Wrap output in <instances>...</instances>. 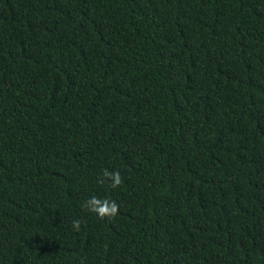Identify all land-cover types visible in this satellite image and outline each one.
<instances>
[{"label":"trees","instance_id":"obj_1","mask_svg":"<svg viewBox=\"0 0 264 264\" xmlns=\"http://www.w3.org/2000/svg\"><path fill=\"white\" fill-rule=\"evenodd\" d=\"M0 264H264V0H0Z\"/></svg>","mask_w":264,"mask_h":264},{"label":"clouds","instance_id":"obj_2","mask_svg":"<svg viewBox=\"0 0 264 264\" xmlns=\"http://www.w3.org/2000/svg\"><path fill=\"white\" fill-rule=\"evenodd\" d=\"M112 180H113V187L119 185L121 182L119 173L112 174ZM98 205H99V201H97L95 198H92L87 202V206L90 208V210L96 211L99 214L110 213L114 215L117 211V206L115 205L114 202L111 204H107V202H105V207H99ZM74 226L78 227V224Z\"/></svg>","mask_w":264,"mask_h":264}]
</instances>
